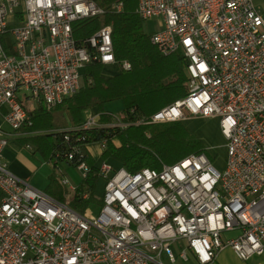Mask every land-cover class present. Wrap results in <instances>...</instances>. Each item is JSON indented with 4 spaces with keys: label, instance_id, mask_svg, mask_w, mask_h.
I'll use <instances>...</instances> for the list:
<instances>
[{
    "label": "built area",
    "instance_id": "1",
    "mask_svg": "<svg viewBox=\"0 0 264 264\" xmlns=\"http://www.w3.org/2000/svg\"><path fill=\"white\" fill-rule=\"evenodd\" d=\"M101 13L90 0H0V264H212L226 249L264 261V18L254 0H139L135 10L158 24L150 44L180 53L187 76L186 95L149 124L216 120L222 172L204 154L133 174L101 161L102 205L81 215L9 171L10 141L29 136L21 130L38 105L75 95L86 65L130 71L115 62L109 26L75 43L72 24Z\"/></svg>",
    "mask_w": 264,
    "mask_h": 264
},
{
    "label": "trees",
    "instance_id": "2",
    "mask_svg": "<svg viewBox=\"0 0 264 264\" xmlns=\"http://www.w3.org/2000/svg\"><path fill=\"white\" fill-rule=\"evenodd\" d=\"M90 1L102 13L72 24L75 43L82 46L100 28L109 26L115 62L118 65L127 62L130 71L119 70L106 78L102 76L103 66L89 63L83 70L80 90L52 109L38 105L31 114L32 125L21 130L29 136L16 139L22 147H31V157L38 156L54 170L61 163L70 167L86 163L89 173L75 188L69 202V207L81 215L102 205L93 198L100 178L88 152L90 145L105 143L99 154L101 161L131 174L142 169L160 171L190 155L207 156L202 141L183 122L149 124L152 115L187 93L182 55H161L150 44V33L144 31L143 20L135 13L139 0ZM117 6H121L120 11ZM89 79L91 83L87 82ZM114 102L122 105L118 115L104 111L106 105ZM95 114L99 127L81 129L86 118ZM48 183L45 192L63 203L66 193L53 174L48 176ZM85 193L90 195L87 200L82 198Z\"/></svg>",
    "mask_w": 264,
    "mask_h": 264
},
{
    "label": "rangeland",
    "instance_id": "3",
    "mask_svg": "<svg viewBox=\"0 0 264 264\" xmlns=\"http://www.w3.org/2000/svg\"><path fill=\"white\" fill-rule=\"evenodd\" d=\"M254 5L257 11H259L261 16L264 18V0H254ZM157 25L158 24L154 20L143 21V29L147 34L157 30ZM118 71L119 69L116 66H103L102 76L108 78L115 75ZM121 110V102H114L104 107V111L111 115H118ZM192 120L193 121H190V119H188L187 122L185 121L184 126L190 133L194 134L202 141L204 148L207 151V156L213 163L214 168L218 172H222L225 163L226 152L225 144L219 135L217 122H215V120ZM8 146L9 149H7L3 153L4 157L10 163L17 165L24 172L25 176H30L27 177V179L28 183L33 188L40 191H45L49 184V174H53V177L55 178L58 186H60L59 180L62 177H65L68 180L69 184L66 187L60 186L66 193L64 202H69L73 199L74 195L72 191L75 190V188L83 179L82 174L78 172L75 167H70L65 163H61L58 167L59 169L54 170L48 164L44 163L38 156L31 157L30 150L22 147L17 142V140H11ZM88 152L92 159L95 161L96 166L99 165L101 163V160L99 157L98 146L90 145ZM115 167L119 168L116 165ZM103 186V181L99 179L96 184L94 193L97 198H101L103 193ZM193 261L194 260L192 259H190L187 263L177 261L175 264H195L196 262ZM164 263L171 264L166 260V258H164ZM212 264H264V261L263 259L259 258H251L249 261H240L229 249H227L219 254L216 258V261Z\"/></svg>",
    "mask_w": 264,
    "mask_h": 264
},
{
    "label": "crops",
    "instance_id": "4",
    "mask_svg": "<svg viewBox=\"0 0 264 264\" xmlns=\"http://www.w3.org/2000/svg\"><path fill=\"white\" fill-rule=\"evenodd\" d=\"M259 12V11H258ZM211 120H214V119H211ZM186 122L188 121V119L187 120H185ZM185 121H183V124L185 123ZM190 121H193L192 119H190ZM215 122H217L216 120H215ZM218 127V126H217ZM219 135H220V133H219ZM220 137H221V135H220ZM221 139L223 140V138L221 137ZM223 142H224V144H225V141L223 140ZM7 149H9V146L5 149V151L7 150ZM4 151V152H5ZM99 154H100V150H99ZM3 159H4V161L8 164V168H9V171L13 174V175H15V176H17L18 178H21V179H23V180H25V181H27L28 182V179H27V177H30L29 175H27V176H25L24 175V172L17 166V165H15V164H13V163H10L5 157H4V155H3ZM50 175V174H49ZM26 177V178H25ZM227 250V249H226ZM225 251V250H224ZM224 251H222V252H224ZM221 252V253H222ZM220 253V254H221ZM259 259H261V258H259ZM216 261V260H215ZM214 261V262H215ZM249 261V260H248ZM194 262V261H193ZM213 262V263H214ZM196 264V263H195Z\"/></svg>",
    "mask_w": 264,
    "mask_h": 264
}]
</instances>
